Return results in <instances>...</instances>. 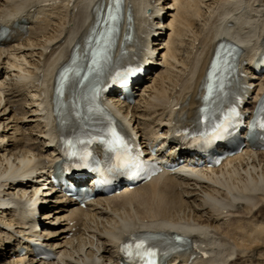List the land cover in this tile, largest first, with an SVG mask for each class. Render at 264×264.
Instances as JSON below:
<instances>
[{
  "label": "bare ground",
  "instance_id": "bare-ground-1",
  "mask_svg": "<svg viewBox=\"0 0 264 264\" xmlns=\"http://www.w3.org/2000/svg\"><path fill=\"white\" fill-rule=\"evenodd\" d=\"M102 1L0 0V29L8 31L0 37V264H120L119 242L139 232L190 241L191 253L164 264H264V151L246 146L208 169L184 154L175 135L197 117L221 40L242 50L237 85L248 125L264 93V0H127L133 45L122 50L125 64L143 63L147 73L131 102L114 89L107 105L151 160H184L133 190L96 196L85 209L50 185L60 137L54 76L88 38ZM225 58L216 61L221 68ZM34 245L54 258L37 259Z\"/></svg>",
  "mask_w": 264,
  "mask_h": 264
},
{
  "label": "snow or ice",
  "instance_id": "snow-or-ice-1",
  "mask_svg": "<svg viewBox=\"0 0 264 264\" xmlns=\"http://www.w3.org/2000/svg\"><path fill=\"white\" fill-rule=\"evenodd\" d=\"M115 2V12L111 7L108 9L107 20L105 21L108 27L106 37L107 39L103 42L97 41L98 47L91 52L92 56V66L96 70H101L105 64L110 60L109 56V44L115 29V21L117 20L121 0H114ZM217 61H220V54L217 55ZM230 61L225 58L222 62V67L224 71H227ZM221 67L220 63L213 64V72L210 76V82L207 85V96H205V105L201 112L203 116L197 120L198 125H203V131H197L196 136L193 137L194 140L202 142L204 144H210L213 141L223 140L226 135H230V129L233 126L234 118L239 114L237 113L234 107L229 108L227 111H224L220 101L227 96L225 90V77L220 76L218 79H213L217 77V70ZM134 69H127L125 72H117L114 80H117L121 83L124 82L126 76L132 75ZM215 96V99H214ZM216 104V108L209 107V104ZM219 111V115H217ZM258 116L261 118L258 119L253 128H259L261 132H264V101L261 102L259 107ZM107 135L110 137L106 142L109 144L110 150L115 153V164L112 166L113 171L123 172L125 169H132L138 165L137 158L131 154L130 149L127 146L126 141L123 136L116 130L114 126L111 125L109 121V128L107 129ZM187 135V133H185ZM261 139H264V135H261ZM148 238H132V243L126 245V249L129 254H133V249L135 250V255L147 258V264H154L151 257L155 255L146 244Z\"/></svg>",
  "mask_w": 264,
  "mask_h": 264
},
{
  "label": "rangeland",
  "instance_id": "rangeland-1",
  "mask_svg": "<svg viewBox=\"0 0 264 264\" xmlns=\"http://www.w3.org/2000/svg\"><path fill=\"white\" fill-rule=\"evenodd\" d=\"M172 1V0H171Z\"/></svg>",
  "mask_w": 264,
  "mask_h": 264
}]
</instances>
